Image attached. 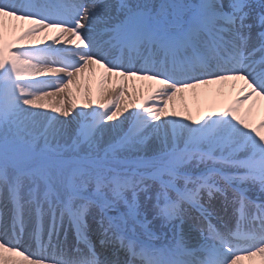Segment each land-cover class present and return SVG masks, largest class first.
<instances>
[{
  "label": "snow or ice",
  "instance_id": "obj_1",
  "mask_svg": "<svg viewBox=\"0 0 264 264\" xmlns=\"http://www.w3.org/2000/svg\"><path fill=\"white\" fill-rule=\"evenodd\" d=\"M0 12L6 257L264 264V0L258 13L251 0H0ZM217 195L246 233L213 224Z\"/></svg>",
  "mask_w": 264,
  "mask_h": 264
},
{
  "label": "bare ground",
  "instance_id": "obj_2",
  "mask_svg": "<svg viewBox=\"0 0 264 264\" xmlns=\"http://www.w3.org/2000/svg\"><path fill=\"white\" fill-rule=\"evenodd\" d=\"M3 15L4 14H1V12H0V18H2ZM85 82H86V79L81 81V87H86L85 86ZM89 233L93 236V239L97 240V237H98L99 233L96 232V230H95L93 225H92V230ZM44 236H45V234H44ZM46 237H47V235H46ZM101 255L106 257L108 254L103 252V253H101ZM257 258H258V256L252 257L251 258V264H261L260 258H258V259ZM0 264H22V261H20L18 259H15V258H12V257H6L4 251L2 249H0Z\"/></svg>",
  "mask_w": 264,
  "mask_h": 264
},
{
  "label": "rangeland",
  "instance_id": "obj_3",
  "mask_svg": "<svg viewBox=\"0 0 264 264\" xmlns=\"http://www.w3.org/2000/svg\"><path fill=\"white\" fill-rule=\"evenodd\" d=\"M90 81H91V80L88 81V84H87V85H89ZM90 224H91V220H90ZM93 226H94V228L96 229V226H95L94 224H93Z\"/></svg>",
  "mask_w": 264,
  "mask_h": 264
}]
</instances>
